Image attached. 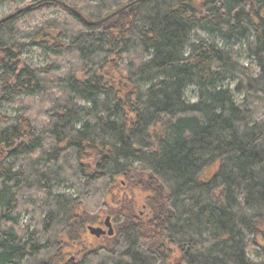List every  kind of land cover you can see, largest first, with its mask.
I'll return each instance as SVG.
<instances>
[{"label": "trees", "instance_id": "trees-1", "mask_svg": "<svg viewBox=\"0 0 264 264\" xmlns=\"http://www.w3.org/2000/svg\"><path fill=\"white\" fill-rule=\"evenodd\" d=\"M5 106L0 264H264V0L37 5L0 24Z\"/></svg>", "mask_w": 264, "mask_h": 264}, {"label": "rangeland", "instance_id": "rangeland-1", "mask_svg": "<svg viewBox=\"0 0 264 264\" xmlns=\"http://www.w3.org/2000/svg\"><path fill=\"white\" fill-rule=\"evenodd\" d=\"M32 1L31 0H0V19L4 18L10 14H12L17 9H21L27 5H29ZM27 28V27H26ZM28 29V28H27ZM198 34L206 38L209 42L215 43L218 47L226 48V49H233V51L237 54L238 60L244 64V65H255L254 62H252L248 57L247 53L245 51V42H241L236 44L235 46H226L224 42L220 41L215 36H209L204 31L198 30ZM195 39L193 38V41ZM29 43V40L26 41ZM22 59L26 65H28L31 68H37L43 66L47 61V56L44 53H41L38 50V47L34 45H30L26 47L22 53ZM229 87L230 89L233 88L234 84L229 83L225 84L224 87ZM184 99L187 102L194 103L196 102V92L194 86H189L184 92ZM237 101L240 100L239 97L236 99ZM1 113L9 116H13L14 112L10 106H5L2 110H0ZM106 220V219H105ZM104 220V221H105ZM25 223H28L27 216L22 217L21 225H24ZM110 223V221H109ZM102 228L106 230L104 227V222L102 225ZM250 259L255 260V257L252 255L249 256Z\"/></svg>", "mask_w": 264, "mask_h": 264}, {"label": "water", "instance_id": "water-1", "mask_svg": "<svg viewBox=\"0 0 264 264\" xmlns=\"http://www.w3.org/2000/svg\"><path fill=\"white\" fill-rule=\"evenodd\" d=\"M142 1H144V0H133V1H130L127 4L123 5L122 7H120L117 10H115L114 12H112L110 15L106 16L103 19L97 20V21H90L86 17H84L78 10L66 5V3L63 0H40L39 2H37L35 4L29 5V6H25V7L21 8V9H18L17 11L13 12L10 15H8V16H6L4 18H1L0 19V24L4 23L5 21H7L9 19H12V18L20 15L24 11H26L28 9H31V8L37 6V5H41L42 3H46V2H53V3H56V4L64 7L69 12L74 14L83 24H85L87 26H98V25H101L103 23L108 22L109 20H111L115 16L123 13L126 10H128L129 12H134L137 9L138 4L141 3ZM104 227L106 228V230H104L101 227H88V232H89V234L91 236H94L96 238H99L100 236H104V235L111 236L113 234V230H112L111 224L109 223V218H106V220L104 221Z\"/></svg>", "mask_w": 264, "mask_h": 264}, {"label": "flooded vegetation", "instance_id": "flooded-vegetation-1", "mask_svg": "<svg viewBox=\"0 0 264 264\" xmlns=\"http://www.w3.org/2000/svg\"><path fill=\"white\" fill-rule=\"evenodd\" d=\"M65 255L67 256V252H65ZM68 260L66 259V262H67ZM72 261V260H71Z\"/></svg>", "mask_w": 264, "mask_h": 264}]
</instances>
